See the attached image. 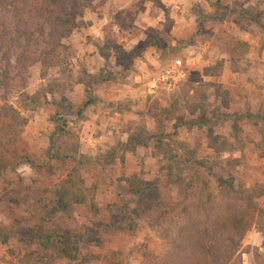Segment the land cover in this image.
<instances>
[{
	"label": "rangeland",
	"instance_id": "1",
	"mask_svg": "<svg viewBox=\"0 0 264 264\" xmlns=\"http://www.w3.org/2000/svg\"><path fill=\"white\" fill-rule=\"evenodd\" d=\"M160 2L164 9L155 0H94L63 41L66 49L57 52L62 64L37 63L18 74L14 64L0 61V125L11 122L9 108L26 120L13 126L15 143L0 148V264H131L137 255L140 264H152L142 258L146 251L161 257L167 250L155 227L160 210L183 194L179 183L168 180V152L204 162L214 194L221 178L264 189V0ZM130 9L137 28L160 34L161 47H149L150 39L141 35L121 41L122 50H105V61L97 49L103 31L116 14ZM125 22L131 24L129 18ZM228 37L249 44L238 65L224 53ZM138 46L147 47L143 58L123 71L121 56ZM105 70L117 79L108 84L109 95L97 87L100 81L92 82ZM81 110L80 163L50 160L53 140L61 128L73 126ZM173 172L177 182L195 176L186 165ZM69 175L94 193L99 213L83 205L49 213L53 205L43 196L52 200L55 186ZM130 183L157 184L160 208L139 210ZM108 206L128 210L136 230L113 226ZM258 206L264 209V198ZM44 222L95 241L79 245L73 260H48L33 233ZM262 229L259 221L243 239V264H254Z\"/></svg>",
	"mask_w": 264,
	"mask_h": 264
},
{
	"label": "trees",
	"instance_id": "2",
	"mask_svg": "<svg viewBox=\"0 0 264 264\" xmlns=\"http://www.w3.org/2000/svg\"><path fill=\"white\" fill-rule=\"evenodd\" d=\"M94 0H0V61L12 68L18 67V74L26 72L37 63L62 64L63 59L57 52L66 47L63 41L70 38L77 27L78 20L92 9ZM161 8L160 0H155ZM131 20L126 24L125 20ZM131 9L116 14L106 25L103 46L97 47L100 57L107 61L105 50L124 48V42H132L141 35L147 36L149 47H161L160 34L152 28L142 30L134 23ZM147 47H145L146 49ZM141 47L121 56L125 60L123 71L133 65L135 59H142ZM249 44L237 37H228L223 42L224 53L232 63L238 65L249 53ZM116 82V74L102 71L92 82ZM90 92V87L85 86ZM31 102L33 98L25 96ZM90 104L88 102L84 108ZM10 123L0 125V148L13 145L16 138L13 133L15 122L26 120L20 112L13 108L8 109ZM60 115L56 114L58 118ZM72 127L60 129L58 138L53 140L49 159L60 163L72 161L80 163V135L76 126L79 120L85 119L83 111L74 115ZM131 144V141H130ZM160 147V141L156 142ZM184 152L192 155L186 147ZM193 156V155H192ZM168 162V180L179 183L182 197L173 201L168 207H162L155 227L160 238L167 246L161 257L147 252L142 255L145 261L152 264H243L241 260V243L259 221L263 225L261 251L254 254V264H264V209L258 202L264 198V189L261 185L247 186L244 181L220 179V189L214 194L210 191L204 173L208 172L207 165L194 157L180 154H166ZM180 165L195 169V176L189 180L174 181L173 171ZM75 173V171H73ZM182 172V171H181ZM180 174V173H179ZM182 178V173L179 176ZM177 179V178H176ZM55 197L45 204L53 205V213L68 212L71 205H83L89 213H99L100 209L95 202L94 193L81 185L76 186L74 178L69 175L55 186ZM130 193L140 199L137 207L141 211H150L160 208L158 187L154 183L129 184ZM113 226L123 228L129 232L136 230L128 210H121L117 206H108ZM38 250L41 254L52 259L73 260L78 256V246L93 243L87 235H66L53 229L50 223L44 222L34 232Z\"/></svg>",
	"mask_w": 264,
	"mask_h": 264
},
{
	"label": "crops",
	"instance_id": "3",
	"mask_svg": "<svg viewBox=\"0 0 264 264\" xmlns=\"http://www.w3.org/2000/svg\"><path fill=\"white\" fill-rule=\"evenodd\" d=\"M108 84L109 83L98 82L96 85H97V87L98 86L101 87V89L103 90V93L109 95L110 94V90L109 91L107 90L108 89V87H107ZM123 93L126 94L127 92H123ZM130 263L131 264H140V256L139 255H137L136 257L135 256H132L130 258Z\"/></svg>",
	"mask_w": 264,
	"mask_h": 264
}]
</instances>
